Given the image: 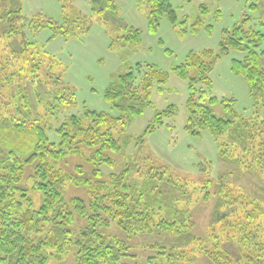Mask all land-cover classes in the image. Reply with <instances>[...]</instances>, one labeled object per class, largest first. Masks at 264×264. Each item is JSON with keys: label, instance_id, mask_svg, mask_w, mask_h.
I'll list each match as a JSON object with an SVG mask.
<instances>
[{"label": "trees", "instance_id": "obj_1", "mask_svg": "<svg viewBox=\"0 0 264 264\" xmlns=\"http://www.w3.org/2000/svg\"><path fill=\"white\" fill-rule=\"evenodd\" d=\"M72 3L59 23L40 14L26 23L23 0H0V92L4 85L5 89L14 90L16 93L9 98H16L24 108L22 118L15 119L13 115L0 120V264H48L55 250L60 256L71 246L77 247L76 264H146L125 260L131 255L130 244L103 231L111 220L129 233L159 237V241L151 244L161 255L159 264H178L187 260L188 252L193 250L205 253L216 264H264V199L250 198L234 189L224 181L225 172L218 179L202 176L195 182L167 174V180L172 183L165 193L174 202L173 207L165 208L167 205L162 200L153 202L150 199L152 195H161L160 190L147 191L144 198L145 190L152 186L148 180L138 182L129 175L124 176V181L116 180L110 185L114 172L109 180H102L99 178L102 172L97 169L92 175L98 179L91 181L85 178L91 171L81 164L75 167L84 177L72 175L59 165L68 155L84 158L88 153L86 160L91 164L114 166L109 153L120 150L122 135L123 142L128 141L125 126L152 105L154 85L162 91L170 77L168 71L156 64L137 63L119 74L105 91L106 100L117 114L84 106L81 114L70 115L56 129L59 142L50 141L51 120L64 109L75 106L77 96L75 88L55 69L59 64L54 56L32 41L26 29L37 32L49 28L53 36L66 38L88 33L92 28L91 19ZM89 3L101 21L113 30L123 31L112 38L111 45L136 47L140 44L142 31L124 25L116 0H89ZM139 3L148 6L147 18L152 32H157L162 19L167 17L173 25L179 24L181 32L187 33V20L179 21L170 0H139ZM252 7L259 5L252 4ZM209 11L208 5H200V13L191 24L193 32L204 26V16ZM217 13L219 15L220 11ZM250 19L245 15L242 22L223 30L219 51L191 50L185 62L176 65L173 71L189 81L185 126L188 132L200 136L208 130L219 147V157L224 164L236 162L246 169H256L264 180V121H258L259 109L264 107V49H256L264 42V31L254 26L244 27ZM207 28L210 31L212 26L209 24ZM231 51L243 54L242 58L233 59L232 71L248 81L253 115L239 112L235 98L219 99L211 94L214 64ZM218 103L222 104L226 116L214 113L212 106ZM176 113L174 104L156 110L141 137ZM31 165L34 166V188L43 192L37 212L24 209L23 201L18 198L30 203L23 177ZM200 168L205 173V167L201 165ZM84 181L91 189L89 203L81 196H66L67 183L79 185L85 184ZM133 187L139 191L138 199ZM198 189L204 192V201L215 198L216 206L224 207L216 213V223L225 222L233 227L231 234L230 231L220 234L215 223L207 235L210 240L193 232L191 210L182 208L177 202L188 200ZM163 208L166 214L156 221V215ZM75 214L85 221L80 229L74 222ZM44 231L45 235L41 234ZM227 240L238 244L237 255L222 248Z\"/></svg>", "mask_w": 264, "mask_h": 264}, {"label": "rangeland", "instance_id": "obj_2", "mask_svg": "<svg viewBox=\"0 0 264 264\" xmlns=\"http://www.w3.org/2000/svg\"><path fill=\"white\" fill-rule=\"evenodd\" d=\"M72 1V4L91 19L92 28L88 33L80 37L66 38L63 35L53 36L49 28H43L37 32L29 28L26 29L27 36L32 41L43 46L45 51L54 56L55 62L59 64L55 66V69L63 75L66 82L75 88L77 96L75 106L64 109L51 120L52 129L48 131L50 141L59 142L60 138L56 129L70 115L81 114L84 111V106L97 111L117 114V110L106 100L105 91L119 74L135 67L137 63L156 64L168 71L170 77L162 91L159 90L158 85H154L152 105L125 126L128 141L123 142L122 135L119 138L121 140L119 141L120 150L109 153L114 161V166L109 163L93 165L86 160L88 153L84 158L82 155H68L59 165L72 175L77 174L78 177H84L85 175L77 172L75 167L77 164H81L87 171H91L85 176V178H91V181L98 179L92 175L97 169L102 172L99 177L102 180H109L114 172L115 177L110 185L114 184L116 180L124 181L125 177L129 175L130 177L134 176L138 182L148 180L152 186L145 190L144 198L148 195L147 191L160 190L161 195H152L150 199L153 202L162 200L167 205L165 208L173 207L172 202H174L165 193L172 183L167 180V174L175 175V178L178 176L189 178L195 182L202 176L218 179L217 177L225 172L227 175L224 181L234 189L250 198L264 199V180L258 170L246 169L236 162L224 164L219 157V147L208 130H204L200 136L188 132L185 126L188 116L186 103L189 95V81L179 77L173 71L176 65L185 62L187 54L191 50L213 49L219 51L223 30L242 22L245 15H249L251 19L246 20L244 27L254 26L264 31V0H170L179 21L187 20V33L181 32L179 24L173 25L167 17L162 19L157 32H152L147 18L148 6L146 3L141 5L139 0H116L124 25L139 28L142 31L141 42L136 47L111 45L112 38L121 35L123 31L113 30L109 24L101 21L93 11L89 0H23V13L27 18L25 22H30L34 16L40 14L59 23L63 12L69 9ZM202 4L208 5L210 11L204 16V26L193 32L191 24L199 15ZM252 4H257L259 7H252ZM218 10L220 11L219 15ZM209 24L212 26L210 31L207 28ZM256 49L263 50L264 42ZM167 50H170V53ZM242 57V53L231 51L223 54L214 64L211 72L213 79L211 94L219 99L235 98V106L239 112L253 115V100L249 93L248 81L243 75L232 71L233 59ZM4 86L2 87L3 91L0 92V120L5 116L12 117L13 115L15 119L22 118L21 114L24 112V108L20 103H17L16 98H9L16 92L10 88L5 89ZM171 104L177 107V113L165 118L163 125L141 137L154 118L156 110L165 109ZM212 108L215 114L226 116L222 104H215ZM261 120L264 121V107L259 109L258 121ZM201 165L205 167V173L202 172ZM33 172L34 166L31 165L26 168L23 177V185L30 197V203L22 200L19 196L18 198L23 201L24 209L30 208L37 212L43 201V192L34 188ZM64 189L67 197L81 196L87 200V203L90 202L91 189L86 182L79 185L67 183ZM135 194L138 199L139 191L136 190ZM203 194L204 192L198 189L188 196V200L177 202L182 208L191 210L194 223L193 232L204 240H210L211 238L207 235L211 232L212 224L215 223L220 234L224 231H230L231 234L233 227H228L225 222L216 223V213L223 211L224 207L216 206L215 198L209 202L204 201ZM165 208L156 215V221L166 214ZM229 217L233 219L232 215ZM182 218L184 219V216ZM75 221L76 227L79 229L85 223L77 214L74 216ZM224 225L226 227H223ZM222 227L225 230H222ZM103 231L115 234L130 244L129 253L131 255L125 258L126 261L146 264L160 263L161 255L157 253L158 248L151 246L154 241H159V237L154 238L149 233H129L118 226L114 220H111L109 226ZM45 233L46 231L41 234L45 235ZM222 248L233 255H237L239 252L238 244L231 240H227ZM76 249V246H71L60 256L56 254L55 250V254L50 255L48 264H76ZM49 251L53 252L54 249H49ZM187 257V260H182L178 264H216L205 253L195 250L189 251ZM166 260L165 258L164 262Z\"/></svg>", "mask_w": 264, "mask_h": 264}]
</instances>
